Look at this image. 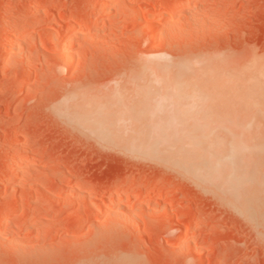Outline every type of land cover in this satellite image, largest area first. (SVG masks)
I'll use <instances>...</instances> for the list:
<instances>
[{"label": "rangeland", "instance_id": "rangeland-1", "mask_svg": "<svg viewBox=\"0 0 264 264\" xmlns=\"http://www.w3.org/2000/svg\"><path fill=\"white\" fill-rule=\"evenodd\" d=\"M107 2L0 0V264H264V153L243 212L174 158L138 154L151 131L130 115L147 88L168 100L180 63L195 87L236 91L213 120L181 115L177 138L205 121L220 144L233 128L264 143V0H115L101 13ZM177 2L180 13L164 15ZM163 65L171 76L158 85ZM249 89L262 105L239 101ZM170 101L164 119L176 115Z\"/></svg>", "mask_w": 264, "mask_h": 264}, {"label": "bare ground", "instance_id": "bare-ground-1", "mask_svg": "<svg viewBox=\"0 0 264 264\" xmlns=\"http://www.w3.org/2000/svg\"><path fill=\"white\" fill-rule=\"evenodd\" d=\"M115 0H109V2H107L106 3V5H104V6H107L104 10H102L101 11V13L102 12H105V10L106 9H109V7L112 5V3L114 2ZM114 5H115V3H114ZM187 5V4H186ZM113 6V5H112ZM112 6H111V8H112ZM184 6H183V4L182 3H176L175 4V6H173L171 9H169V10H166V11H164V15H176V14H179L180 12V10L183 8ZM164 17V16H163ZM166 17V16H165ZM83 23V22H82ZM146 24V23H145ZM81 25V24H80ZM79 26V25H78ZM146 26H148L147 24H146ZM149 29V28H148ZM169 32V31H168ZM9 49V48H8ZM202 62V61H201ZM205 62V61H204ZM211 61H209V63H210ZM145 64V63H144ZM155 64V63H154ZM204 64V63H203ZM207 65H208V63H206ZM143 65V64H142ZM145 65H147V64H145ZM152 64H150V66H151ZM168 65V64H167ZM166 65V66H167ZM178 66H176V67H178L177 69H176V71L173 73V74H171L172 76L174 75L175 76V78L172 80L171 79V81L170 82H167V88H165L164 89V91H166L168 94L167 95H171L170 97H166V98H168V100L167 99H161V97L162 96H166V95H164L163 93V95L162 96H159L158 97V100H155V98H157L156 96L154 97H152V94H151V92L152 91H147V89H145V92H143V93H141V94H143L142 95V97L139 99V100H137L138 101V104L139 103H141V105H142V107L144 106V109H143V111H144V113H143V111H141V110H136V108L137 109H140V108H142V107H140L139 105H135L134 106V109L132 110V114H130V115H132V117L134 118V113L135 114H137V113H140V115H138L137 114V116L136 117H138V119L141 117V116H143V114H144V116H143V118L141 117V119H139V123L140 124H142V123H144L143 121H145L146 122V124H147V126H148V129H146V127L144 128V129H146V131H149V129H150V131H151V133L149 134V136H148V139H150V140H147L146 138L147 137H144L145 139H146V141L150 144V146L148 145V143H146V141L144 140V138H142V140H141V138H139L138 140L141 142V144H143L147 149L145 150V148L143 149V148H141L139 145V143H138V141H136V139L133 141V142H135V149H136V147L137 146H139V150H138V148H137V153L138 154H144V155H156V153L157 154H166V155H168V156H170V157H172V158H174L175 160H176V162L178 163V165L179 166H183L184 165V172H185V175L188 177V178H191L192 180H200L201 182H204V183H207V184H214V189H217V191H218V188H223V190H226V194H224L222 191L223 190H221V191H219L220 193L222 192V196L223 197H228V199H227V201L229 200V202H231V204H232V206H235V207H237L238 209H240L241 211H243V212H246V210H247V205L249 206V208L250 207H252V204L250 203V201L248 202V198H250V197H252V195L251 196H249V194L247 193V191H245V190H247V188L248 187H251V185H252V183H253V180H254V176H256L257 177V175H255V173H257V165L259 164L258 162H259V158L261 157V154L263 155V153H264V143H262V141H261V143L259 142V143H257V144H253V143H249V142H247V141H244V140H242V138L240 137V134H241V136L243 135V133H244V130L243 129H241L240 131H239V133H238V131H236V129H235V131H236V133L235 132H233L234 131V128H233V131L232 130H230V132L229 133H233V136H232V134H227L226 132V134L230 137H227V135H226V137L228 138V140H227V138L225 137V138H223V139H226V140H224L223 141V139H222V141L223 142H221V144H220V141H219V139L221 140V138H219L217 135V137L215 136V134H214V136L216 137V138H214V136L212 135V133H215L214 132V130L213 129H211V131L209 130V133H211L210 134V136H208L209 135V133H207L206 131H208L206 128H205V126L206 127H208L207 125L208 124H206L205 123V121H207L206 120V117L205 116H210V113H211V109L212 108H214L215 106H217V105H220V106H223V107H225L226 108V106L228 105V103L230 102V100H231V97L235 94V92L234 91H236V89H235V86H234V84H231V85H233L232 87H226L225 89H222L221 87L219 88V87H217V84L215 83V81L216 80H206L205 79V81L207 82V83H203V86H196L195 87V85L193 84V82L194 81H198L199 80V83H200V79H198V80H193L192 79V81H191V77L194 75V72L192 71V70H190L189 68H187V65L186 66H183V67H181L182 66V64L180 65V63H178L177 64ZM184 65H185V63H184ZM206 65V66H207ZM212 65H214V63L212 62ZM144 66V65H143ZM166 66H162V67H165V68H160V69H158V66L157 67H155V68H157V69H155V76H157L158 77V81L157 80H154L153 78H151V79H153V81H157V83L156 84H158L159 83V79L160 80H163L164 78H166V77H169V76H171L170 75V72H169V69L166 67ZM204 66V65H203ZM209 66H210V64H209ZM146 67V66H145ZM170 67V66H169ZM151 68V67H150ZM154 68V66H152V69ZM173 68H175V67H172V69ZM191 68V67H190ZM201 68H202V70H204L203 68L204 67H202L201 66ZM209 67H207L206 69H208ZM212 68V67H211ZM148 69H149V67H148ZM171 69V70H172ZM194 69H196V67L194 68ZM199 69H200V67L198 68V71H199ZM205 69V70H206ZM174 70V69H173ZM149 71V70H148ZM147 71V72H148ZM142 72V71H141ZM146 72V73H147ZM150 72V75L151 76H153L154 75V73H153V71H149ZM151 72H152V74H151ZM200 73H201V71H199ZM199 72H197V73H199ZM206 72H208V73H211V78H212V73L214 72V78L215 77H217V75L215 74V72L216 71H213V72H210L209 70L208 71H206ZM220 72V71H219ZM142 74V73H141ZM205 74V73H204ZM221 74V73H220ZM223 74V73H222ZM225 74V73H224ZM199 75L200 74H198V76L196 75V79L197 78H200L199 77ZM206 76H207V74H205ZM205 75H203V74H201V77L202 76H204L205 77ZM216 75V76H215ZM140 76H142V75H140ZM191 76V77H190ZM220 76H222V75H219V77ZM145 77V76H144ZM210 77V76H209ZM143 79V78H142ZM195 79V78H194ZM209 79V78H208ZM215 79H217V78H215ZM145 80V79H144ZM143 80V81H144ZM218 80V79H217ZM151 81V80H150ZM150 81H149V83H150ZM164 82H165V79L163 80ZM201 81H202V79H201ZM203 81H204V79H203ZM202 81V82H203ZM237 81V80H236ZM144 82H148V80H146V81H144ZM218 82H219V80H218ZM221 82V81H220ZM231 82V81H230ZM148 83V84H149ZM153 83V82H152ZM161 83H162V81H161ZM161 83H159V84H161ZM198 83V84H199ZM229 83V82H228ZM158 84V85H159ZM163 84V83H162ZM202 84V83H201ZM205 84V85H204ZM225 84H227V83H225ZM154 85H155V83H154ZM197 85V84H196ZM221 85V84H220ZM156 86V85H155ZM222 86H223V84H222ZM162 87V86H161ZM163 87H165L164 85H163ZM153 88V87H152ZM143 89V90H144ZM241 89V88H240ZM149 90V89H148ZM169 90V91H168ZM141 91V90H140ZM155 91V90H154ZM153 91V92H154ZM163 91V90H162ZM239 91H241V90H239ZM197 92H199V93H197ZM243 92V97H241L240 99H239V101L241 102H248L247 104H249V106L251 105H253L252 106V108H255V106L257 107V106H260V104H261V102H263V101H259V100H261V94L260 95H258V93H257V91L256 92H253V89H249V90H245V91H242ZM156 93V92H155ZM238 93V92H237ZM236 93V94H237ZM240 95V94H239ZM248 96V97H247ZM240 97V96H239ZM165 98V97H164ZM169 98H170V100L172 99L173 100V106H175L173 109H174V113H176V115L173 117V118H170V116L169 115H167L168 113H166V118L168 119H164V117H165V115L163 116V114L166 112L165 111V103L167 104L168 102L167 101H169V102H171L170 100H169ZM236 99V98H235ZM246 99V100H245ZM166 100V101H165ZM236 100H238V99H236ZM236 100H234V102H236V104H239V103H237V101ZM264 100V99H263ZM136 101V102H137ZM244 102H243V104H244ZM169 104V103H168ZM233 104V103H232ZM241 104V103H240ZM243 104H242V106H243ZM162 105H164V106H162V108H161V106ZM171 105V104H170ZM170 105H167L168 107L167 108H169V106ZM231 105V104H230ZM246 105V104H245ZM262 105V104H261ZM138 106V107H137ZM232 106H234V104L232 105ZM146 107L148 108V109H146ZM150 107H152V109H153V112L150 110L151 108ZM164 107V108H163ZM171 107V106H170ZM176 107H178V108H176ZM199 108V109H196V108ZM229 107H231V106H229ZM154 108H156L155 110H154ZM172 108V107H171ZM202 108V110H204L203 111V113H201V111H200V109ZM218 108V107H217ZM232 108V107H231ZM262 108H263V106H262ZM132 109V108H131ZM146 109V110H145ZM159 109L160 110H162V109H164V112L162 113V117H158V118H155L154 119V116H155V112H157L158 113V115H160L159 114ZM177 109V110H176ZM197 110V112H196V110ZM220 109V108H219ZM227 109V108H226ZM129 110V109H128ZM148 110H150L151 112V114H149V111ZM171 110V109H170ZM169 110V112H171ZM215 110H216V108H215ZM224 110V109H223ZM259 110H260V108H259ZM133 111H134V113H133ZM136 111H139V112H136ZM145 111H147L148 112V114H149V116H148V114L145 112ZM193 111L195 112V114H194V117H195V119L196 118H198V119H205V121H204V123L202 124V126H204L203 128L205 129H203L202 128V126L199 124L200 122H192L193 124H190L188 127H185L186 128V130L185 131H181V129H177V131H179L180 133H177L178 134V138H177V136H176V134H175V131H173V130H176V129H174L175 128V125L177 124V119H180L179 117H181V115H183V117L184 116H187V115H193V114H190V113H193ZM200 112V114H199V112ZM210 111V112H209ZM206 112H207V114H206ZM215 112V111H214ZM219 112V111H218ZM153 113H155L154 115H152ZM174 113H172V115L174 114ZM215 113H217V112H215ZM221 113V112H220ZM223 113H224V111H223ZM147 114V115H146ZM206 114V115H205ZM264 114V113H263ZM222 115V114H221ZM258 115V114H257ZM147 116V117H146ZM153 116V119L151 118ZM211 116H213V112H212V114H211ZM209 117L210 118V120L212 119V117ZM218 116V115H217ZM258 116H262V115H258ZM135 117V118H136ZM157 117V116H156ZM129 118V117H128ZM135 118H134V121H136V120H138V119H136L135 120ZM148 118H150L149 119V121L147 120ZM209 118H207V119H209ZM261 118H263V116L261 117ZM130 119V118H129ZM143 119V120H142ZM152 119V120H151ZM156 119H158V120H156ZM162 121H161V120ZM203 119V120H204ZM218 120L220 119V118H217ZM264 119V118H263ZM142 120V121H141ZM165 120V121H164ZM213 120V119H212ZM151 121H155L154 123H152ZM158 121V122H157ZM179 121V120H178ZM181 121V120H180ZM223 121V120H222ZM253 121V120H252ZM137 122V121H136ZM160 122V123H159ZM203 121H201V123H202ZM212 122V121H211ZM217 122V121H216ZM157 123V124H156ZM179 123V122H178ZM181 123H182V121H181ZM139 124V125H140ZM153 124H156V125H154V126H151V125H153ZM235 124H236V122H235ZM238 124V123H237ZM242 124V123H241ZM247 125L249 124V123H246ZM143 125H145V124H143ZM150 125V126H149ZM178 125V124H177ZM227 125V124H226ZM231 125V124H230ZM246 125V126H247ZM251 125H253V124H251V122H250V124H249V126H251ZM146 126V125H145ZM182 126V125H181ZM241 127H242V125H240ZM249 126H247L248 128V130L250 129V127ZM138 127V126H137ZM237 127V126H236ZM100 127H98L96 130L97 131H92L93 133V135H95V136H103V138L106 136V137H109V136H107V135H109L108 133H107V130H102V129H99ZM140 128V127H139ZM214 128V127H213ZM226 128V127H225ZM244 128H245V126H244ZM152 129H153V135H151L152 134ZM155 129V130H154ZM182 129H183V127H182ZM138 130V129H137ZM203 130V132H206L204 135H202L203 134V132H201ZM227 130V132L229 131L228 129H226ZM157 131V132H156ZM170 131H172V132H170ZM224 131V130H223ZM242 131V132H241ZM247 130L245 129V132H246ZM96 132H98V133H96ZM143 132V131H142ZM169 132H170V136L169 137H171L172 138V140H170V139H168V137L166 138V136H168L169 135ZM241 132V133H240ZM107 133V134H106ZM144 133H146V132H144ZM156 133V134H155ZM158 133V134H157ZM168 133V135H166V134ZM174 133V134H173ZM235 133V134H234ZM140 134V133H139ZM142 134V133H141ZM148 133H146V135H147ZM239 134V135H238ZM249 134V133H248ZM247 134V135H248ZM151 135V136H150ZM175 135V136H174ZM213 137H212V136ZM235 135L237 136V137H235ZM246 135V134H245ZM141 136H143V135H141ZM152 136H155L156 137V140H154L155 139V137H154V139L152 140ZM161 136H162V138H161ZM165 136V137H164ZM207 136V137H206ZM139 137H140V135H139ZM151 137V138H150ZM164 137V138H163ZM175 137V138H174ZM247 137V136H246ZM95 138H97V137H95ZM159 138V139H158ZM166 138V139H165ZM101 139V138H100ZM132 139V138H131ZM163 139V140H162ZM168 139V140H167ZM218 139V140H217ZM248 139V138H247ZM98 140V139H97ZM109 140V139H108ZM163 142L164 140H167V141H165V142H161V141ZM101 141V140H100ZM105 141H107V140H105ZM104 141V142H105ZM151 141L153 142V143H151ZM155 141V142H154ZM171 141V142H170ZM219 141V142H218ZM102 142H103V140H102ZM132 142V145L134 144ZM138 144H137V143ZM170 142V144L168 145V143ZM146 143V144H145ZM160 143H162V144H167L168 146L167 147H165V145L162 147H160V145H157V144H160ZM225 143V144H224ZM126 144H128V143H126ZM129 145V144H128ZM157 145V146H156ZM144 146H142V147H144ZM149 146V147H148ZM159 146V148H157ZM229 146H231V147H229ZM126 147V146H125ZM127 148L128 149H130V150H133L134 149V146H133V148L131 147V143H130V147H128L127 146ZM142 150H141V149ZM155 148H157V149H155ZM161 148H163V151H162V149ZM134 149V150H135ZM152 149H154L153 151H152ZM159 149V150H158ZM133 150V151H134ZM145 152H144V151ZM158 150V151H157ZM173 150V151H172ZM136 151V150H135ZM142 151H143V153H142ZM159 151H161V152H159ZM166 151V152H165ZM263 152V153H262ZM241 154H243V155H241ZM241 155V156H240ZM244 155L246 156V158L245 159H239V157H242V158H244ZM259 155H260V157H259ZM252 157V158H251ZM259 157V158H258ZM256 158V159H255ZM238 159L239 160H241V161H239L238 162ZM255 160V162H254V160ZM250 160V161H249ZM253 160V161H252ZM257 160V161H256ZM253 163H255V164H253ZM239 164V165H238ZM241 164V165H240ZM252 164H253V166H252ZM257 164V165H256ZM240 167H241V169L243 170V171H241V169H240ZM243 167H245V169H243ZM240 170V171H239ZM239 171V172H238ZM257 179V178H256ZM203 183V184H204ZM256 183V182H255ZM206 185V184H205ZM208 186V185H207ZM210 186H212V185H210ZM217 186V187H216ZM209 187V186H208ZM208 189H211V188H208ZM241 191H240V190ZM212 190V189H211ZM220 190V189H219ZM227 190H229V192L227 191ZM239 190V191H238ZM244 190V191H243ZM217 191H216V193H217ZM230 191H231V193H230ZM218 192V193H219ZM238 192V193H237ZM241 192H243L244 194V196L243 195H241L242 193ZM246 192V193H245ZM229 193H230V195L231 196H233V197H231V198H229L230 197V195H229ZM251 193V192H250ZM253 193V192H252ZM228 194V195H227ZM221 196V197H222ZM219 197H220V195H219ZM226 197H225V199H226ZM231 199H232V201H231ZM254 199V198H253ZM250 200V199H249ZM145 202V200H140L139 201V205H143V203ZM247 202H248V204H247ZM252 202V201H251ZM130 203L127 201L126 203H125V205H129ZM252 210V209H251ZM251 210H249V212L251 213ZM248 211V210H247ZM242 212V213H243Z\"/></svg>", "mask_w": 264, "mask_h": 264}]
</instances>
